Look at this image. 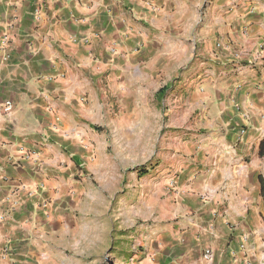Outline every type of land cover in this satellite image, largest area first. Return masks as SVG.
<instances>
[{
    "label": "crops",
    "instance_id": "0c3cea01",
    "mask_svg": "<svg viewBox=\"0 0 264 264\" xmlns=\"http://www.w3.org/2000/svg\"><path fill=\"white\" fill-rule=\"evenodd\" d=\"M152 2L0 0V264L141 165L150 264H264V0Z\"/></svg>",
    "mask_w": 264,
    "mask_h": 264
},
{
    "label": "rangeland",
    "instance_id": "374dc122",
    "mask_svg": "<svg viewBox=\"0 0 264 264\" xmlns=\"http://www.w3.org/2000/svg\"><path fill=\"white\" fill-rule=\"evenodd\" d=\"M211 1L205 0L202 8ZM138 169H145L144 174L140 175ZM151 171L152 167L143 165L126 166L123 180H111L107 189L84 177L85 194L74 214L76 224L69 234L59 233L52 254L43 257L40 264H150L155 220L144 204L148 194L139 192V187L140 182H144L141 186L147 185L145 175ZM87 192L97 196L92 211L88 210Z\"/></svg>",
    "mask_w": 264,
    "mask_h": 264
},
{
    "label": "built area",
    "instance_id": "2783aa9c",
    "mask_svg": "<svg viewBox=\"0 0 264 264\" xmlns=\"http://www.w3.org/2000/svg\"><path fill=\"white\" fill-rule=\"evenodd\" d=\"M147 3L151 6L153 2H152V0H147ZM8 42H9V41H8L7 36H3V39H2V41H1L2 46L7 45ZM217 46L219 47L220 45L218 44ZM10 108H11L10 103H6L5 106L3 107V110H4L5 112H7V111L10 110ZM26 156L29 157L30 154L27 153Z\"/></svg>",
    "mask_w": 264,
    "mask_h": 264
},
{
    "label": "trees",
    "instance_id": "16d2710c",
    "mask_svg": "<svg viewBox=\"0 0 264 264\" xmlns=\"http://www.w3.org/2000/svg\"><path fill=\"white\" fill-rule=\"evenodd\" d=\"M138 170L141 171L140 175H143L144 174L145 169H138Z\"/></svg>",
    "mask_w": 264,
    "mask_h": 264
}]
</instances>
